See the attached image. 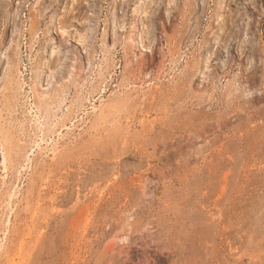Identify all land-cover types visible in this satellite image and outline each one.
<instances>
[{
	"label": "rangeland",
	"instance_id": "1",
	"mask_svg": "<svg viewBox=\"0 0 264 264\" xmlns=\"http://www.w3.org/2000/svg\"><path fill=\"white\" fill-rule=\"evenodd\" d=\"M0 264H264V0H0Z\"/></svg>",
	"mask_w": 264,
	"mask_h": 264
}]
</instances>
